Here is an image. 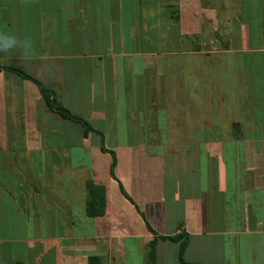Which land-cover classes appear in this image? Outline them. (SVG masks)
Segmentation results:
<instances>
[{
  "label": "crops",
  "instance_id": "0c3cea01",
  "mask_svg": "<svg viewBox=\"0 0 264 264\" xmlns=\"http://www.w3.org/2000/svg\"><path fill=\"white\" fill-rule=\"evenodd\" d=\"M0 34L116 160L0 71V264H149L154 239L181 264L147 225L186 264H264V0H0Z\"/></svg>",
  "mask_w": 264,
  "mask_h": 264
},
{
  "label": "trees",
  "instance_id": "16d2710c",
  "mask_svg": "<svg viewBox=\"0 0 264 264\" xmlns=\"http://www.w3.org/2000/svg\"><path fill=\"white\" fill-rule=\"evenodd\" d=\"M0 71H10L13 73H16L23 79H27L35 83L43 97L44 103L46 108L57 115H59L61 118L65 120H69L73 123L79 124L83 130L84 133H95L100 136L102 144H101V151L104 153H108L112 157V164L110 168V174L113 178H115L114 175V170L116 166V160H115V155L112 151L107 150L103 146V136L100 134L98 131H96L93 127L89 125L84 119H82L79 116H76L72 114L69 110L64 108L56 99L55 94L52 90L46 89L42 86L41 83L38 81L30 78L27 76L21 69L16 68V67H9V66H1L0 65ZM86 191H87V199H86V214L88 217L94 218L97 216H102L104 214V208H105V201H104V189L100 186L94 185L92 182L87 181L86 182ZM120 191L122 195L132 203L131 199L128 197V195L123 191V189L120 187ZM140 213V212H139ZM140 216L143 218V215L140 213ZM147 225V224H146ZM148 230L151 232V234L159 238L162 241H168V242H174L178 243L179 245V253H178V259L181 264H186L184 263L182 259V254L187 242V235L183 232L176 233L171 236H166V237H159L156 235L155 232L152 231V229L147 225ZM154 244H155V239L149 243V252H148V261L149 264H154Z\"/></svg>",
  "mask_w": 264,
  "mask_h": 264
},
{
  "label": "clouds",
  "instance_id": "9594fccd",
  "mask_svg": "<svg viewBox=\"0 0 264 264\" xmlns=\"http://www.w3.org/2000/svg\"><path fill=\"white\" fill-rule=\"evenodd\" d=\"M17 46V40L14 36L0 34V52L7 53ZM30 42L24 41L23 47L28 48Z\"/></svg>",
  "mask_w": 264,
  "mask_h": 264
},
{
  "label": "rangeland",
  "instance_id": "374dc122",
  "mask_svg": "<svg viewBox=\"0 0 264 264\" xmlns=\"http://www.w3.org/2000/svg\"><path fill=\"white\" fill-rule=\"evenodd\" d=\"M78 154H74V157H73V161H76V159H77V156ZM80 155H82V154H80ZM80 155H79V157H80ZM80 160V159H79ZM128 261H127V263L129 264V263H132V264H140V260L138 259V257L137 256H135V255H131V254H129L128 255Z\"/></svg>",
  "mask_w": 264,
  "mask_h": 264
}]
</instances>
